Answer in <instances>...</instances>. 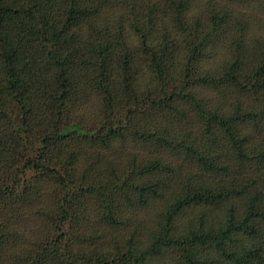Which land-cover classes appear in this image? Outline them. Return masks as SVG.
I'll return each instance as SVG.
<instances>
[{
    "label": "trees",
    "instance_id": "1",
    "mask_svg": "<svg viewBox=\"0 0 264 264\" xmlns=\"http://www.w3.org/2000/svg\"><path fill=\"white\" fill-rule=\"evenodd\" d=\"M0 264H264V0H0Z\"/></svg>",
    "mask_w": 264,
    "mask_h": 264
}]
</instances>
